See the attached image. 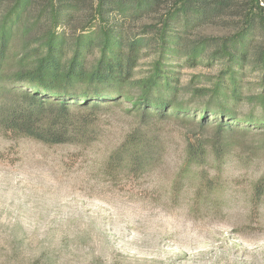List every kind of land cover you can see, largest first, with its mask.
<instances>
[{"label": "rangeland", "instance_id": "374dc122", "mask_svg": "<svg viewBox=\"0 0 264 264\" xmlns=\"http://www.w3.org/2000/svg\"><path fill=\"white\" fill-rule=\"evenodd\" d=\"M201 27L191 39L228 35ZM146 51L136 78L148 74ZM173 62L181 98L207 101L222 65ZM258 73L246 72L254 94ZM259 110L244 99L239 114ZM162 155L142 175L110 173L108 160L134 130ZM80 141L46 144L0 126V264H264L263 134L185 169L188 145L210 148L215 126L147 121L127 105L100 111Z\"/></svg>", "mask_w": 264, "mask_h": 264}, {"label": "trees", "instance_id": "16d2710c", "mask_svg": "<svg viewBox=\"0 0 264 264\" xmlns=\"http://www.w3.org/2000/svg\"><path fill=\"white\" fill-rule=\"evenodd\" d=\"M228 35L191 39L201 27ZM146 51L151 70L136 78ZM202 58L222 65L207 101L181 98L173 66ZM258 90L245 92L246 72ZM244 99L259 110L238 113ZM127 105L147 121L215 126L189 144L185 169L219 157L255 131L264 137V0H0V126L46 144L83 140L100 111ZM149 131L134 130L110 155V173L142 175L162 155ZM264 150V138L257 143Z\"/></svg>", "mask_w": 264, "mask_h": 264}]
</instances>
